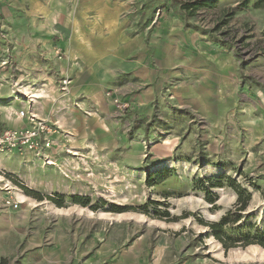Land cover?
I'll return each instance as SVG.
<instances>
[{
    "label": "rangeland",
    "instance_id": "374dc122",
    "mask_svg": "<svg viewBox=\"0 0 264 264\" xmlns=\"http://www.w3.org/2000/svg\"><path fill=\"white\" fill-rule=\"evenodd\" d=\"M242 1L186 18L171 0H0V116L20 104L53 130L52 163L0 151V264H264L207 226L235 189L210 203L196 183L234 178L264 229V6ZM94 60L98 110L65 96Z\"/></svg>",
    "mask_w": 264,
    "mask_h": 264
},
{
    "label": "trees",
    "instance_id": "16d2710c",
    "mask_svg": "<svg viewBox=\"0 0 264 264\" xmlns=\"http://www.w3.org/2000/svg\"><path fill=\"white\" fill-rule=\"evenodd\" d=\"M174 4L179 7V11L183 13L186 18L195 17L198 15V11L203 8H214L218 5L220 0H171ZM254 0H243L240 3L242 7H248L251 2ZM256 6L262 7L264 6V0H258L255 3ZM225 12V11H223ZM149 130V126L146 125V133ZM163 171L159 172H150L148 174L147 183L150 186L156 185L159 182L163 181L166 177ZM227 182L232 189H235L237 192V201L235 203V207L232 210H229L225 213V215L218 222H210L207 226L210 227L212 231V235L216 237L221 243H223L225 248H230L238 244H243L245 246L248 245H261L264 246V229H262L259 225L248 224L245 221L247 216L244 215V212L248 209L249 203L252 199V192L247 188H244L241 184L237 183V181L230 176H222L221 181L216 180V178L212 176H208L206 178H200L197 180V186L206 191L207 193V201L210 203H215L216 198L213 196V193L209 189L210 187L222 186L224 182ZM218 182V184H215ZM258 188V187H257ZM24 189V188H23ZM25 193L28 195H33L35 198L39 200L47 199L42 194L25 189ZM48 197V196H47ZM50 200L58 203L57 200L53 197H49ZM72 201L76 204H81L83 206H88L90 201L85 198L73 197ZM155 204H158L155 202ZM61 206V204H59ZM159 213V212H158ZM167 216L169 212L166 213ZM243 221V222H241Z\"/></svg>",
    "mask_w": 264,
    "mask_h": 264
},
{
    "label": "built area",
    "instance_id": "2783aa9c",
    "mask_svg": "<svg viewBox=\"0 0 264 264\" xmlns=\"http://www.w3.org/2000/svg\"><path fill=\"white\" fill-rule=\"evenodd\" d=\"M32 95L34 94L28 95V97H32ZM7 113L9 114L8 118L11 120L26 119L28 121V126L21 128L0 126V151H15L20 154L31 153L48 161V163H52L49 159L48 150L53 146V130L48 122L41 119L30 107L27 108V110H16L12 107ZM6 204L12 209L17 208L19 205L18 202L12 201L11 199H7Z\"/></svg>",
    "mask_w": 264,
    "mask_h": 264
},
{
    "label": "crops",
    "instance_id": "0c3cea01",
    "mask_svg": "<svg viewBox=\"0 0 264 264\" xmlns=\"http://www.w3.org/2000/svg\"><path fill=\"white\" fill-rule=\"evenodd\" d=\"M71 54L73 57H76L79 58V55L78 53L74 52V51H71ZM85 56V55H83ZM73 57H69V58H73ZM86 58V56L84 57ZM63 62V61H62ZM92 65H89L91 66L89 68V71L88 69H82L83 66H85V64H82L80 66H82L81 68H77V66L73 67L74 69V72H72V75H76L74 76L71 80L73 82V85L70 87L71 89L69 90L68 93H64V95L67 97V100L70 101L71 103H77L82 106V107H85L86 109L88 108H94L96 107L97 110H98V106L101 105V104H104V101H105V97H104V93L100 92L103 88V78L102 76L100 77H97V74H95V70L96 69H101L102 67V64H101V61H92ZM61 64V63H60ZM63 64L65 65L66 67V61L64 60ZM69 64V62H68ZM72 67V65L68 66V69L70 70ZM61 68V67H60ZM67 69V68H66ZM71 69V70H73ZM82 69V70H80ZM38 81V78L37 80ZM91 84V85H90ZM100 86V89H99V92H98V89H96V87ZM92 85H95V89L91 88ZM89 89H91L89 91ZM95 90V91H94ZM51 96H60L61 94H53V93H50ZM6 96L2 97L0 96V99H10V98H5ZM74 105H72L71 109H75V107H73ZM22 106H19L16 108L17 109H20ZM93 110V109H92ZM2 115L0 116V120L1 122H3V125L2 127H7V128H13V127H17V128H21V127H27L28 126V121L27 120H10L9 121V118L7 119V117H3V114L4 113H1ZM4 116H7L6 114H4Z\"/></svg>",
    "mask_w": 264,
    "mask_h": 264
}]
</instances>
